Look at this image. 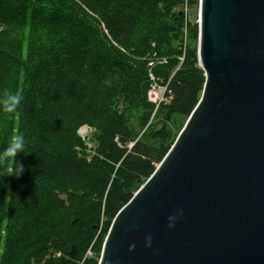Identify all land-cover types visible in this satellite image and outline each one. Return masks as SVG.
Masks as SVG:
<instances>
[{
	"label": "trees",
	"instance_id": "obj_1",
	"mask_svg": "<svg viewBox=\"0 0 264 264\" xmlns=\"http://www.w3.org/2000/svg\"><path fill=\"white\" fill-rule=\"evenodd\" d=\"M47 1L0 0V151L25 138L22 175L0 176V264H97L200 98L198 17L184 12L199 0ZM9 95L20 102L5 111Z\"/></svg>",
	"mask_w": 264,
	"mask_h": 264
},
{
	"label": "water",
	"instance_id": "obj_2",
	"mask_svg": "<svg viewBox=\"0 0 264 264\" xmlns=\"http://www.w3.org/2000/svg\"><path fill=\"white\" fill-rule=\"evenodd\" d=\"M198 16L200 98L97 264H264V0H199Z\"/></svg>",
	"mask_w": 264,
	"mask_h": 264
},
{
	"label": "rangeland",
	"instance_id": "obj_3",
	"mask_svg": "<svg viewBox=\"0 0 264 264\" xmlns=\"http://www.w3.org/2000/svg\"><path fill=\"white\" fill-rule=\"evenodd\" d=\"M51 1H52L53 6H61L65 2L64 0H51ZM17 2L24 4L25 2H27V0H17ZM33 2L38 6H40V5L41 6L42 5H45V6L48 5L49 6V2L47 0H33ZM42 9L47 10V8H45V7ZM184 12L186 14L187 24L189 26L194 20H196L197 15H198V8L188 6L186 9V6L184 5ZM12 25H14V24H12ZM32 28H36V26H34ZM37 30L39 31V33H41V31H42L41 26L39 27L37 25ZM188 30H189V28L187 29V31ZM185 31H186V29H185ZM33 32H36V31L34 30ZM33 32H31L29 29L20 28V30H19L20 36H23L25 41H26L29 33L31 34ZM34 37H35V35H34ZM36 38H38V37H36ZM188 39H189V41L191 40L190 32H188ZM164 93H165V86L162 85L161 83H156L153 81L150 85V88L147 91L146 96L152 103L158 104L161 100H165ZM2 128H3V122L0 121V133L2 131ZM79 133L83 137V139L86 140L87 147L89 148L91 146V142H88L89 141L88 138H90L92 130L86 126H83L79 129Z\"/></svg>",
	"mask_w": 264,
	"mask_h": 264
},
{
	"label": "clouds",
	"instance_id": "obj_4",
	"mask_svg": "<svg viewBox=\"0 0 264 264\" xmlns=\"http://www.w3.org/2000/svg\"><path fill=\"white\" fill-rule=\"evenodd\" d=\"M20 102L18 95H9L5 102V111H12ZM25 149V138L22 134L16 135L8 141L3 151H0V176L19 178L23 171V165L16 160V155L22 154ZM172 225L170 224L169 227Z\"/></svg>",
	"mask_w": 264,
	"mask_h": 264
},
{
	"label": "bare ground",
	"instance_id": "obj_5",
	"mask_svg": "<svg viewBox=\"0 0 264 264\" xmlns=\"http://www.w3.org/2000/svg\"><path fill=\"white\" fill-rule=\"evenodd\" d=\"M197 21H198V27H199V16L197 15ZM197 43H198V41H197ZM197 57H198V54H197Z\"/></svg>",
	"mask_w": 264,
	"mask_h": 264
}]
</instances>
